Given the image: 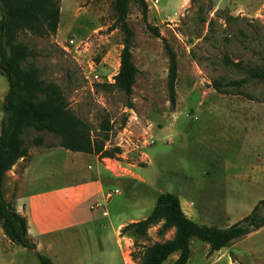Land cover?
<instances>
[{"label":"rangeland","instance_id":"1","mask_svg":"<svg viewBox=\"0 0 264 264\" xmlns=\"http://www.w3.org/2000/svg\"><path fill=\"white\" fill-rule=\"evenodd\" d=\"M114 1L60 0L55 35L22 33L18 38L34 53L28 61L38 68L41 79L60 88L91 134L96 137L102 121L109 119L112 131L106 145L122 150L111 159L122 173L112 177L113 185L106 190L119 189L120 194L108 202L98 199L109 215L102 220L110 235L106 254L99 257L94 235L79 231L65 239L57 264H124L116 250L115 229L132 217L146 219L165 192L180 199L193 221L220 229L240 221L264 200V102L259 101L264 99V85L255 80L245 85L254 101L213 88L217 80L246 78L247 68L264 69V0H146L147 22L161 37L147 30L141 4L132 0L127 21L134 34L131 51L138 74L131 97L115 87L124 35L115 25ZM165 42L177 56L175 109L169 99ZM64 46L71 47L66 51ZM225 58L241 67L225 65ZM95 74L99 79L94 81ZM8 89L0 74V131ZM60 142L59 137L45 135V145L29 144V153L48 149L47 145L59 147ZM67 162L53 159L40 165L39 172L52 178L41 177L33 188L72 179L75 173ZM259 169L262 175L256 172ZM157 229H150L145 239L134 237L123 256L125 264H139L134 256L144 245L171 237H158ZM13 245L17 250L9 253L18 262L40 264L35 252ZM177 257L164 264H173ZM188 264H264V227L218 252L194 239Z\"/></svg>","mask_w":264,"mask_h":264},{"label":"trees","instance_id":"2","mask_svg":"<svg viewBox=\"0 0 264 264\" xmlns=\"http://www.w3.org/2000/svg\"><path fill=\"white\" fill-rule=\"evenodd\" d=\"M132 0H115L113 9L115 25L123 32L124 48L121 64L115 76V87L127 97L133 94L138 69L132 57L133 31L127 17ZM141 14L147 30L155 37H161L159 30L147 22L148 5L139 0ZM60 0H0V74L6 77L9 89L5 96L4 116L0 131V227L7 239L16 245L35 252L40 264L54 262L37 251L36 244L28 237V220L21 215L13 202L6 198L4 185L7 174L20 160L29 158V144L45 145V135L59 137V147L71 151L113 159L122 153L120 147H107L112 125L104 119L97 136L91 134L89 126L67 105V99L54 83L41 79L38 68L29 63L34 53L18 41L22 33L40 38L55 35L60 22ZM169 58L168 90L173 109L176 107V83L178 63L175 51L165 42ZM225 65L233 64L228 58ZM246 78L238 81H214L213 88L219 94L247 96L244 87L249 80L264 85V69L247 68ZM264 102V99H259ZM132 107V105H130ZM35 133L36 135H32ZM46 148H56L52 145ZM158 227L157 236L170 238L144 245L135 259L139 264H164L171 256L178 254L173 264H188L191 257V242L194 239L207 243L211 252L221 251L234 240L246 237L264 227V200L259 201L252 211L235 224L220 229L200 225L184 212L180 199L172 193L159 195L151 214L144 220L132 222L121 229V234H132L145 239L150 229ZM137 247V241L134 243Z\"/></svg>","mask_w":264,"mask_h":264},{"label":"crops","instance_id":"3","mask_svg":"<svg viewBox=\"0 0 264 264\" xmlns=\"http://www.w3.org/2000/svg\"><path fill=\"white\" fill-rule=\"evenodd\" d=\"M29 155L30 159L22 170L17 171L24 162L23 159L7 174L4 190L6 198L27 218L28 237L36 244L37 251L57 264L61 261L59 256L64 252L65 239L74 237L76 232L81 231L94 235L99 247V257H102L106 254L104 248L110 235L106 232L108 224L102 221L104 216L100 214L101 211L94 210L93 206L99 197L106 200V190L113 185L112 177L118 176V173L107 169L108 158L101 159L96 155L71 152L61 147L39 148L31 151ZM53 159L57 162L67 159L68 169L73 170L74 177L63 179L56 186L34 189L33 185L39 182L41 177L52 178L48 177V174L42 175L39 169L40 165H48ZM84 160L88 161L87 166L83 164ZM256 172L263 174L262 169ZM140 219V216L129 218L127 222L120 223L114 231L116 250L124 264L123 256L130 251L134 237L129 233L122 235L121 229L129 223L141 221ZM0 235L2 243L5 241L8 244L6 248L3 244V247L0 246L2 262L25 264L18 262L14 253H9L17 249L4 235L1 227Z\"/></svg>","mask_w":264,"mask_h":264},{"label":"built area","instance_id":"4","mask_svg":"<svg viewBox=\"0 0 264 264\" xmlns=\"http://www.w3.org/2000/svg\"><path fill=\"white\" fill-rule=\"evenodd\" d=\"M70 44H71V46H74V45H75L73 41H71ZM71 46H66V47L64 46V49H65L66 51H69V48H70ZM98 79H99V75H97V74L93 75V80H94V81H95V80H98ZM116 163L118 164V162H116V161L113 162L111 159L106 160V167H107V169L110 170V171L117 172V173H122L121 168L118 167V165H117ZM118 194H120L119 189H115L114 191H108V192L106 193V197H105L106 202L110 201L111 198H112L114 195H118ZM93 209H94V210H99V211H101V212H102V215H103L104 217H107V216H108V212L104 209V206H103L101 203H99V202H97V203L94 204Z\"/></svg>","mask_w":264,"mask_h":264}]
</instances>
